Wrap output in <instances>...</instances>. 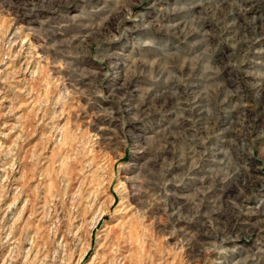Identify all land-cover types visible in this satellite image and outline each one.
Returning a JSON list of instances; mask_svg holds the SVG:
<instances>
[{
    "label": "rangeland",
    "instance_id": "obj_1",
    "mask_svg": "<svg viewBox=\"0 0 264 264\" xmlns=\"http://www.w3.org/2000/svg\"><path fill=\"white\" fill-rule=\"evenodd\" d=\"M0 264H264V0H0Z\"/></svg>",
    "mask_w": 264,
    "mask_h": 264
},
{
    "label": "bare ground",
    "instance_id": "obj_2",
    "mask_svg": "<svg viewBox=\"0 0 264 264\" xmlns=\"http://www.w3.org/2000/svg\"><path fill=\"white\" fill-rule=\"evenodd\" d=\"M136 242V241H135ZM134 244V243H133Z\"/></svg>",
    "mask_w": 264,
    "mask_h": 264
}]
</instances>
